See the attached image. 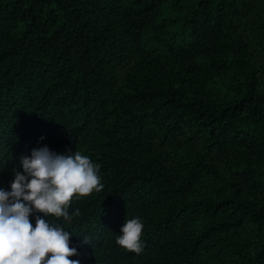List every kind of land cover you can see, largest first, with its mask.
<instances>
[{
	"label": "trees",
	"instance_id": "16d2710c",
	"mask_svg": "<svg viewBox=\"0 0 264 264\" xmlns=\"http://www.w3.org/2000/svg\"><path fill=\"white\" fill-rule=\"evenodd\" d=\"M45 144L100 165L70 259L264 264V0H0V187Z\"/></svg>",
	"mask_w": 264,
	"mask_h": 264
},
{
	"label": "clouds",
	"instance_id": "9594fccd",
	"mask_svg": "<svg viewBox=\"0 0 264 264\" xmlns=\"http://www.w3.org/2000/svg\"><path fill=\"white\" fill-rule=\"evenodd\" d=\"M19 164L10 186L0 187V264H81L70 259L79 254L70 246L74 235L48 217L70 223L79 214V209L70 213L72 200L104 188L100 165L79 151L61 153L46 144ZM143 229L141 217L126 218L115 242L139 255Z\"/></svg>",
	"mask_w": 264,
	"mask_h": 264
}]
</instances>
